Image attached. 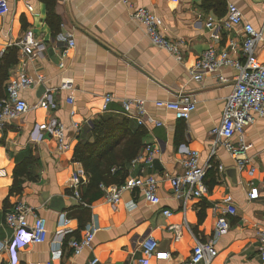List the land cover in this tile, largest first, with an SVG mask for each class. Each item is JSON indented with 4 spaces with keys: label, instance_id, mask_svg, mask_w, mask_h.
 <instances>
[{
    "label": "crops",
    "instance_id": "1",
    "mask_svg": "<svg viewBox=\"0 0 264 264\" xmlns=\"http://www.w3.org/2000/svg\"><path fill=\"white\" fill-rule=\"evenodd\" d=\"M6 1L9 10L0 15V100L6 84L21 74L40 75L42 80L21 90L29 109L0 129V264H9L5 245L12 236L4 212L19 201L45 218L47 237L43 243L17 248L16 264H135L142 255L141 242L149 236L168 256L152 257L148 264H179L190 257L197 240L214 242L217 254L209 264H264L256 236L264 228V117L245 126L247 148L238 156L243 160L239 167L212 133L220 123L236 70H220L223 82L210 73L199 82L191 78L195 60L210 45L243 60L241 25L220 29L219 39L213 41L215 28L207 26L208 19L216 23L234 3L244 21L262 28L264 0H133L162 18L164 36L185 41L179 56L152 44L143 25L130 18L119 0H54L55 20L48 19L46 0ZM27 32L44 46L35 56L21 48ZM66 34L75 44L62 58ZM256 56L264 63V40L256 46ZM65 82L70 85L67 89L61 87ZM181 93L191 94L196 102L187 121L155 105L156 100H174ZM107 94L112 100L104 112ZM125 99L144 100L147 115L142 124L123 114ZM45 100L47 107L41 105ZM103 115L124 116L131 133L138 128L144 131L137 156L123 164L125 179L154 176L158 204L146 202L137 190L124 191L115 203L107 201L103 191L89 203L83 198L87 175L73 159L74 147L79 141L93 140V123ZM53 120L65 126L66 149H60L55 136L43 127ZM157 120L162 124L155 125ZM232 140L238 143L237 136ZM147 144L156 149L151 165L144 161ZM182 145L199 151L200 164L206 167L207 190L201 196L177 198L172 192L169 177L183 172ZM17 167L20 183L12 191ZM117 169L114 166L111 172ZM78 170L84 177L78 187L80 198L69 184ZM254 188L257 197L249 198ZM228 202L236 207L235 215L224 213ZM165 209L171 211L169 216L162 213ZM219 216L227 219L229 228L216 235ZM32 221L29 215L28 222ZM87 226L96 230L93 242L73 254L68 240L79 239ZM58 231L66 234L57 256L53 250L58 247Z\"/></svg>",
    "mask_w": 264,
    "mask_h": 264
},
{
    "label": "built area",
    "instance_id": "2",
    "mask_svg": "<svg viewBox=\"0 0 264 264\" xmlns=\"http://www.w3.org/2000/svg\"><path fill=\"white\" fill-rule=\"evenodd\" d=\"M129 9L130 18L143 25L145 33L150 42L155 46L167 50L169 53L179 56L182 47L185 46L183 39H170L161 33L162 18L153 11L142 6H136L133 0H119ZM9 7L6 0H0V15L8 12ZM212 19H208L207 26L215 28L211 33L213 41L219 39V30L227 29L234 25H241L242 40L240 42V50L243 60L233 58L226 49L217 48L214 45L204 49L195 60L191 68V78L194 81H201L205 74H215L220 82L225 77L219 74L223 68H232L236 70L235 83L231 92L225 99L222 117L218 126L212 129V133L220 140L221 144L229 150L230 154L237 159L239 167L243 166L242 158L238 156L247 148L243 139L245 126L256 117H264V63L260 62L256 56V46L264 40V26L255 28L252 24L243 20L242 12L234 3L227 5V11L224 18H220L215 23ZM67 45L61 53L64 58L68 47L74 46L75 42L71 34H66ZM21 48L26 55L35 56L39 54L44 46L42 43L32 38L31 32H27L26 37L20 42ZM63 66V63H60ZM42 77L39 75L32 78L25 74L19 75L16 79L6 84V94L0 100V129L5 123L17 117L21 113L29 109L26 101L21 97V90L41 82ZM63 89L70 87L65 82L61 85ZM112 96L107 94L104 96L102 111L107 112ZM70 96L68 102H72ZM47 100L41 102L44 107L48 106ZM155 105L159 108L171 110L178 119L187 121L191 112L196 108V102L191 94L181 93L174 100H156ZM122 112L129 118H134L139 124L144 122L147 115L144 100L141 99H125L121 104ZM72 113V112H71ZM162 122L155 121V125H161ZM44 128L55 136L58 147L66 149L68 147L65 141V126L58 120H53L50 124L44 125ZM237 136V144L235 145L232 138ZM183 151L182 166L183 172L175 176L169 177L172 192L177 198H186L189 196H201L206 192L205 184L206 167L200 164V153L195 149H190L184 145L181 146ZM156 149L151 145L145 146L144 161L151 165L155 157ZM221 169V166H219ZM82 170L73 172L69 180V184L73 189V194L80 198L78 187L83 182ZM103 196L111 203L119 200L124 191H139L144 200L150 204H158L160 198L157 194V180L152 175L143 177H127L121 184L100 185ZM249 198L257 197L256 189H252L248 193ZM165 216H169L171 211L168 209L162 212ZM224 213L228 215L236 214V207L228 202L224 208ZM33 215L32 223L28 222V216ZM4 222L12 229V236L6 243L5 249L10 255L9 264H16V249L26 244L43 243L47 237L46 220L42 216L33 213L32 209L24 202L14 203L4 212ZM175 230L177 226L172 227ZM229 223L224 216L217 218L214 232L216 235L226 232ZM95 228L87 226L84 234L79 239L71 238L68 245L71 247L73 254H79L84 248L90 247ZM66 231L57 232L58 247L54 248L53 253L60 255L59 245L61 244ZM257 240L260 244L261 258L264 260V228L256 233ZM142 255L137 259L135 264H148L152 257L164 259L168 256L167 252L157 250V241L152 236L145 238L141 242ZM217 250L212 241H196L193 246L190 257L179 264H209L216 256ZM48 264H51L48 263ZM223 264H229L224 262Z\"/></svg>",
    "mask_w": 264,
    "mask_h": 264
},
{
    "label": "trees",
    "instance_id": "3",
    "mask_svg": "<svg viewBox=\"0 0 264 264\" xmlns=\"http://www.w3.org/2000/svg\"><path fill=\"white\" fill-rule=\"evenodd\" d=\"M45 3L48 19L55 20L54 0H46ZM128 124L129 119L124 116L103 115L93 123V140L79 141L74 147L73 159L82 164L87 175L83 198L88 203L102 195L101 184L123 183L126 175L123 164L137 156L142 146L144 131L138 128L131 133ZM114 166H118L119 169L112 173L111 169ZM19 170L20 167H17L14 171L12 191L17 190L19 186L17 178Z\"/></svg>",
    "mask_w": 264,
    "mask_h": 264
},
{
    "label": "water",
    "instance_id": "4",
    "mask_svg": "<svg viewBox=\"0 0 264 264\" xmlns=\"http://www.w3.org/2000/svg\"><path fill=\"white\" fill-rule=\"evenodd\" d=\"M51 202H55V198H52L51 199ZM57 211H60L61 210V208H55Z\"/></svg>",
    "mask_w": 264,
    "mask_h": 264
}]
</instances>
